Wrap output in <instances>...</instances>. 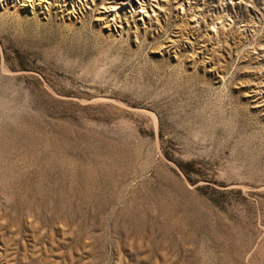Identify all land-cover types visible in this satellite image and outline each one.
Segmentation results:
<instances>
[{
	"label": "rangeland",
	"instance_id": "1",
	"mask_svg": "<svg viewBox=\"0 0 264 264\" xmlns=\"http://www.w3.org/2000/svg\"><path fill=\"white\" fill-rule=\"evenodd\" d=\"M0 264H264V0H0Z\"/></svg>",
	"mask_w": 264,
	"mask_h": 264
}]
</instances>
